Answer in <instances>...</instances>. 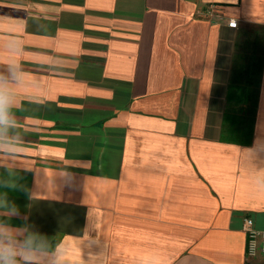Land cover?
Returning <instances> with one entry per match:
<instances>
[{
	"label": "crops",
	"instance_id": "0c3cea01",
	"mask_svg": "<svg viewBox=\"0 0 264 264\" xmlns=\"http://www.w3.org/2000/svg\"><path fill=\"white\" fill-rule=\"evenodd\" d=\"M249 28L257 95L230 112ZM12 73L0 221L22 224L14 206L65 264H245V217L264 230V0H0Z\"/></svg>",
	"mask_w": 264,
	"mask_h": 264
},
{
	"label": "clouds",
	"instance_id": "9594fccd",
	"mask_svg": "<svg viewBox=\"0 0 264 264\" xmlns=\"http://www.w3.org/2000/svg\"><path fill=\"white\" fill-rule=\"evenodd\" d=\"M14 80H19L16 73L10 77L0 75V151L11 152L16 147L12 142L16 125ZM9 208L11 218L20 219L22 224L0 221V264H65L64 249L28 226L17 208Z\"/></svg>",
	"mask_w": 264,
	"mask_h": 264
},
{
	"label": "rangeland",
	"instance_id": "374dc122",
	"mask_svg": "<svg viewBox=\"0 0 264 264\" xmlns=\"http://www.w3.org/2000/svg\"><path fill=\"white\" fill-rule=\"evenodd\" d=\"M245 35V36H244ZM239 42L240 55L235 59V67L233 71V97L229 102L230 112L241 110L243 108L242 103L239 100L241 94L248 97L247 106L251 107L256 99L257 87L255 84L246 86L247 74L250 73V77L253 82L258 78V71L262 56V42L261 37L263 32H251V28L245 31V34ZM246 88L243 93L242 90L236 89L237 87Z\"/></svg>",
	"mask_w": 264,
	"mask_h": 264
},
{
	"label": "built area",
	"instance_id": "2783aa9c",
	"mask_svg": "<svg viewBox=\"0 0 264 264\" xmlns=\"http://www.w3.org/2000/svg\"><path fill=\"white\" fill-rule=\"evenodd\" d=\"M231 27H238V21L231 18L228 21ZM243 229L247 235L245 264H264V230H259L252 217H245Z\"/></svg>",
	"mask_w": 264,
	"mask_h": 264
}]
</instances>
